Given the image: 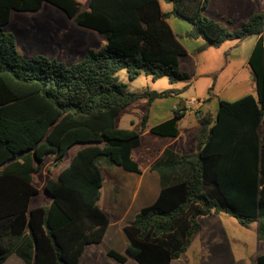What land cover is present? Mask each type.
Returning a JSON list of instances; mask_svg holds the SVG:
<instances>
[{
    "label": "trees",
    "instance_id": "obj_1",
    "mask_svg": "<svg viewBox=\"0 0 264 264\" xmlns=\"http://www.w3.org/2000/svg\"><path fill=\"white\" fill-rule=\"evenodd\" d=\"M164 1L171 4L170 13L161 11L160 0H0V264L12 255L22 264H79L87 246L103 241L110 219L98 205L101 167L141 173L132 155L140 132L116 127L120 111L145 99L141 131L177 136L186 109H173L170 119L147 126L152 102L179 95L191 83L179 69L186 50L169 27L170 15L189 23L186 37L203 39L205 47L254 36L247 66L255 96L220 100L214 119L198 114L194 152L163 151L151 167L161 181L157 198L122 228L126 254L136 264H171L200 231L198 218L220 214L243 228L256 223L264 241V12L231 29L205 16L210 0ZM46 4L102 35L105 44L70 65L21 54L5 30L11 14L36 12ZM121 70L129 80L143 71L185 85L132 92L117 81ZM77 145L68 165L44 185L49 204L31 208L40 193L34 176L45 160L58 167ZM107 256L127 262L115 250ZM255 264H264V253Z\"/></svg>",
    "mask_w": 264,
    "mask_h": 264
},
{
    "label": "rangeland",
    "instance_id": "obj_2",
    "mask_svg": "<svg viewBox=\"0 0 264 264\" xmlns=\"http://www.w3.org/2000/svg\"><path fill=\"white\" fill-rule=\"evenodd\" d=\"M254 4L258 7L260 5L257 1ZM160 8L163 13H170L172 9L171 4L164 0H160ZM215 11L222 15V18L233 21L234 25H227L221 17L218 18ZM249 11H251V4L247 0H210L205 16L216 17L218 22L232 29L238 28L248 19ZM54 12L55 15H53ZM11 15V22L5 30L13 33L17 41V49L21 53H24L21 42H25L28 31L48 30L49 26L66 27L69 30L66 35L68 46L58 54L60 61L66 65L80 61L88 50H97L105 44L102 35L77 26L51 5L46 4L44 11L37 15L20 12H13ZM167 22L171 23L177 35L183 34L185 31L183 29L191 30L189 23L173 15L168 17ZM178 39L184 43L183 38L178 37ZM254 39V36L247 38L242 45L233 48L232 51L225 46L214 49L212 52L215 53L209 56L202 54L198 60V74L190 75L191 83L182 93L152 102L148 108L147 126L152 127L170 119L173 109L183 99L202 100L204 104L209 105V113L214 119L220 100L231 103L248 95L255 96L254 82L246 69L247 46L249 47ZM185 40L193 42L190 39ZM202 59H204L203 63ZM215 60H219L218 66L209 67ZM115 76L119 83L126 85L132 92H163L169 88L180 89L185 85L183 82L170 85L166 77L152 79L143 71L134 80L128 79L125 70L117 72ZM147 106L145 99L137 101L120 111L115 118L117 128L140 132V146L132 151V155L139 162L143 172L142 187L135 199L134 192L140 179L139 175L125 172L119 167H114L112 170L101 167L103 184L98 205L109 216L110 223L103 241L99 245L87 246L79 259V264H119L107 256L109 250H115L126 256L125 264H136L126 254L128 241L122 228L130 223L141 207L155 199L158 190L154 185L156 175L147 170V165L157 155V150L172 140L166 138L156 140L153 139L156 137L148 130L141 131L140 121ZM259 131L263 135L262 127ZM80 148L81 146L77 145L70 149L58 167H53L50 160H45L40 172L34 176V183L40 193L31 200V208L49 204L50 200L44 192L45 183L48 179L55 178L59 171L67 166L71 155ZM175 149L179 152H191L194 148L191 139L185 137L180 146L177 145ZM141 153H143L142 158ZM117 193L118 200L115 203ZM198 221L201 229L192 237L190 247L181 258L171 264H255L257 256L264 253V241L258 239L256 223L251 224L249 228H243L226 214L199 217Z\"/></svg>",
    "mask_w": 264,
    "mask_h": 264
},
{
    "label": "crops",
    "instance_id": "obj_3",
    "mask_svg": "<svg viewBox=\"0 0 264 264\" xmlns=\"http://www.w3.org/2000/svg\"><path fill=\"white\" fill-rule=\"evenodd\" d=\"M256 1L258 3H260L259 7L254 4ZM247 2H249L251 4V11H249L248 18L253 13L263 12L262 10H264V0H247ZM209 6H210V3H209ZM44 9H45V5L40 10H38L36 12H28V13H35V15H37L39 13H42V11H44ZM208 9H209V7H208ZM208 9L206 12H208ZM215 13H217V12L215 11ZM53 15H55V12L53 13ZM217 16H219L218 18H220L222 15H219V13H217ZM11 17H12V15H11ZM11 17H10V21H9L8 25L11 22ZM209 18H212L215 21L218 20V19H216V17H213V16L209 17ZM221 19L224 20V22L230 21V20H227L226 18H222V17H221ZM231 22L233 23L232 25H234V22L233 21H231ZM168 24H169V27L171 28L173 34L177 37V39L179 37V38H183V40H184V43L182 41L181 42L179 41L181 43V45L186 50V55L181 57L179 60V69H180V71L186 72L191 76L198 74V72H197V67L199 66L198 60H199V57L200 58L202 57L201 56L202 54L203 55L208 54L207 56H209V55H211V53H215V52H212V51H214V49H219V48H222L225 46L228 47V50L232 51L233 48H237L239 45H242L244 43V41L247 40V39H245L241 42H237V41L224 42L218 48L205 47V41L201 38L190 39L193 42H188L189 40H185V39H189L185 35L189 31L188 29L187 30L183 29V30H185L184 33L177 35L173 31V29L171 27V23L168 22ZM68 31L69 30L66 27L63 28V27H55V26H49L48 30L43 29V31H39V30L38 31H32V32L28 31V33H26L25 42H21L22 52H24V53H21L20 51L19 52L21 54L27 56V57L35 56V55H42V56H46L49 58H55L58 60L59 59L58 58L59 52L68 46V42L66 40V35H67ZM15 40H16V38H15ZM178 40H180V39H178ZM255 40H256V38L249 45V47L247 46V50H248L247 52L248 53H247L246 60H247L249 53H250V51H251V49L255 43ZM16 46H17V41H16ZM220 60H222V59H220ZM203 62H204V59H202V63ZM218 64H219V60H215L214 64L210 65L209 67L215 66V68H216V65L218 66ZM246 69H248L247 61H246ZM214 72H217V71H214ZM248 73L250 74V77H251V73H250L249 69H248ZM205 74H211V73H205ZM210 89L212 90V88H210ZM213 92H214V90H213ZM185 100H187V99H183L181 101V103ZM208 106L209 105L204 104L203 101L201 100L197 106L187 108V110L185 111L184 117L181 120H179V122H178V134H177V136L175 138H166V139H172V140H170V142L167 145H165L163 148L157 150V155L147 165V170L150 173H155V175H156L154 185L157 186L158 190H157V194H156L155 199L157 198V196L159 194V191L161 188V181H160L159 175L155 171L151 170L152 165L161 159L163 151L165 149L171 150L174 154L190 153V152H179L177 149H175L177 147V145L180 146V144L182 143V141L185 137L191 139L192 147L194 148L193 151H191V152L195 151L196 147H195L194 137H195V134L197 133V131L199 130V124L197 122V115L198 114L201 116H203V115L207 116L208 115L211 117L209 110H208V108H209ZM204 109H206V110H204ZM155 137L156 138H153V139H156V140H159V138H165V137H158V136H155ZM74 154H75V152L71 155V157ZM142 154L143 153H141V158L143 157ZM138 164H139V162H138ZM139 177H140V179L137 182L136 190L134 192L135 199H136L137 194L139 193V189L142 187V184H143L142 183L143 182L142 181L143 180V172L142 171L139 174ZM117 197H118V193L116 195L115 203H117V200H118ZM155 199L150 204L145 205L143 207L151 205L155 201ZM143 207H141V208H143ZM4 264H22V262L16 256L12 255L7 259V261Z\"/></svg>",
    "mask_w": 264,
    "mask_h": 264
},
{
    "label": "built area",
    "instance_id": "obj_4",
    "mask_svg": "<svg viewBox=\"0 0 264 264\" xmlns=\"http://www.w3.org/2000/svg\"><path fill=\"white\" fill-rule=\"evenodd\" d=\"M199 103H200V100H198V99H196V98H190V99H188V100L183 101V102L180 104L179 107L176 106L175 109H176V110H178V109H186V110H187V108L195 107V106H197Z\"/></svg>",
    "mask_w": 264,
    "mask_h": 264
},
{
    "label": "water",
    "instance_id": "obj_5",
    "mask_svg": "<svg viewBox=\"0 0 264 264\" xmlns=\"http://www.w3.org/2000/svg\"><path fill=\"white\" fill-rule=\"evenodd\" d=\"M253 78H254V77L251 75L250 79L253 80Z\"/></svg>",
    "mask_w": 264,
    "mask_h": 264
}]
</instances>
